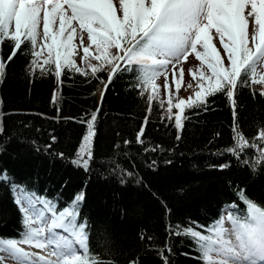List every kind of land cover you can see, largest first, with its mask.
<instances>
[{"label": "trees", "instance_id": "trees-1", "mask_svg": "<svg viewBox=\"0 0 264 264\" xmlns=\"http://www.w3.org/2000/svg\"><path fill=\"white\" fill-rule=\"evenodd\" d=\"M22 41L0 83V238L19 239L24 231L15 202L18 185L53 201L58 211L83 194L78 222L87 225L90 253L102 264H163V255L170 264H201L195 242L170 232L196 222L206 226L198 230L208 235V226L221 216L244 215L238 190L264 207L259 152L246 150L238 158L227 151L234 146L233 115L223 93L208 97L207 110L184 108L177 140L174 119L167 118L156 95L149 112L152 93L148 88L140 95L139 73L118 71L109 83V64L94 74L92 69L81 74L62 67L57 76L53 66L41 72L35 49L24 37ZM10 53L6 40L0 57ZM261 90L253 85L236 92L237 119L249 140L264 125ZM93 114V157L86 171L72 161L78 159ZM141 126L143 145L136 142ZM156 145L160 150L145 151ZM124 169L132 175L122 178ZM142 234L152 239L142 240ZM165 248L171 252L164 253Z\"/></svg>", "mask_w": 264, "mask_h": 264}, {"label": "snow or ice", "instance_id": "snow-or-ice-1", "mask_svg": "<svg viewBox=\"0 0 264 264\" xmlns=\"http://www.w3.org/2000/svg\"><path fill=\"white\" fill-rule=\"evenodd\" d=\"M118 11L121 15L117 14ZM41 22L45 43L40 51L32 52L34 57H40L46 48L48 59L44 64L50 62L54 51L57 76L62 67L86 74L71 58L77 47L73 41L79 29L82 59L87 63L92 56L101 62V66L105 63L112 65L109 83L118 71H135L139 73L137 87L141 89L140 95L151 87L149 112L158 90L155 80L164 75V87L170 92L167 81L171 66L172 80L179 91L184 70H179L180 79H177V65L194 54L201 68L190 70V74L198 81L200 90L194 93V98L180 99L175 105L171 98L168 100V113H172L173 107L180 110L174 116L176 139H181L184 128V108L207 110L208 97L221 92L230 102L233 115L234 146L227 151L239 158L246 150L255 149L259 152L256 164L260 165V171H264V125L253 139L246 138L237 119L236 102L239 88L264 86V71H257L258 65L264 68V0H118V7L114 0H0V47L6 40L11 42V53L6 59L0 57V83L6 67L22 50V37L33 49L36 48ZM57 22L58 29L53 31L52 26ZM213 29L214 33H211ZM85 31L87 45L84 44ZM214 38L219 39L223 56L212 43ZM49 39L51 43H48ZM93 47L94 52H90ZM113 48L115 53L110 51ZM204 65L208 74L201 70ZM89 67L93 74L100 70L97 66ZM259 95L264 97V90ZM167 118L172 119V116ZM95 120L93 114L88 122V133L77 152L78 159L72 161L86 171L93 157L91 143ZM3 131L0 127V133ZM144 132V126H141L136 141L141 145L144 144ZM52 139L55 141L54 136ZM160 148V145L145 147V151L156 152ZM112 170H119L115 161ZM120 175L123 178L132 173L124 169ZM16 192L15 202L20 206L24 231L19 239L0 238V253L4 254L0 255V264H6L8 259L15 264H102L90 253L87 225L78 222L77 209L84 199L83 194L77 195L70 207L58 211L53 201L29 192L23 186H16ZM238 195L246 205L244 215L229 212L227 216H221L213 226H208V235L198 230L206 226L196 222L170 232V235L190 237L198 246L201 264H257L258 260L264 261V207L247 199L243 190H238ZM232 207L237 209L239 205L233 204ZM225 221L231 223V228H225ZM141 239L151 240L152 237L142 234ZM25 246L38 251L27 250ZM163 252L169 253L171 249L165 248ZM163 264H170L167 255H163Z\"/></svg>", "mask_w": 264, "mask_h": 264}, {"label": "rangeland", "instance_id": "rangeland-1", "mask_svg": "<svg viewBox=\"0 0 264 264\" xmlns=\"http://www.w3.org/2000/svg\"><path fill=\"white\" fill-rule=\"evenodd\" d=\"M114 3L118 7V0H114ZM117 14L121 15V13L119 11H118ZM74 24H75V22H74ZM42 28H43V26H42V22H41V25L38 28V32L40 33V35H38V38H37V45H36L35 51H40L41 50V45H43L45 43V41L43 39V36H42ZM52 29H53V31H56L58 29V22H57V24H54L52 26ZM210 32L214 33V29L210 30ZM79 36H80V31L78 29L77 30V37L73 41V43L77 47H76V49H75V51L73 53V56L71 57L74 60L75 66L80 68V69H83L84 71L92 69L91 67H89V65H93V66H97V67L101 66V62L99 60L93 58L92 56H90L88 58L87 63L82 59V57H83V49L79 46V43H80ZM83 37H84V44L87 45L89 43V41H88V38H87L86 31L83 33ZM48 43H51L50 39L48 40ZM212 43L217 47V49L220 50L221 55L223 56L224 53H223V49H222V47H221V45L219 43V39L218 38H214ZM250 46H252V45H250ZM110 51L115 53L116 49L113 48ZM90 52H94V47H93V49H90ZM45 59H48V52H47L46 48L43 50V54L40 57L36 58V65L38 66V68H39V70L41 72H46V70L52 68V66L55 68V52L53 51V55H52L51 60H50V62L48 64H44V60ZM61 63L62 64L64 63L63 60H61ZM120 63H123V62H120ZM227 63L228 62L225 60V64L226 65H227ZM106 65H108V64L105 63L102 66H106ZM181 68L184 71H183V79L181 81L179 91H177L176 85L173 83V80H172L171 66H169L168 81H167L168 84L170 85V89H171L170 92L167 89H165V87H164L165 86V77H164V75H160L155 80V84L158 86V90H157L156 96H158V99L161 102V106H162V109H163L164 113L166 115H168V116L171 115L172 119H174L175 114L179 113L180 110L175 108V107H173L172 108V113H168L167 112V108L169 106L168 105L169 98H171L173 105H175L176 103H178V101L180 99H184V100L187 101L190 96H192L194 98V93L196 91L200 90V89L197 88L198 81L197 80H193L192 76L190 74V70L195 71L197 68H201L200 61H198L195 58V55L194 54L189 55V57H188L186 62H182V63L177 65V79H180L179 70ZM108 69H107V71H109ZM201 70L205 71V73L208 74V70H207L206 65H204ZM257 71L258 72H262V71H264V68H262L261 66L258 65ZM189 84L192 85L191 88L188 87ZM260 87L264 89V86L260 85ZM101 92H102V89H101L100 86H98L97 87V94H98L99 97L101 95ZM149 92L152 93L151 87H149ZM87 133H88V127H87V132H86V134L84 136H86ZM82 143H83V140L81 141V144ZM81 144H80V146H81ZM80 146H79V148H80ZM79 148H78V150H79ZM15 191H16V189H15ZM16 195H17V192H16ZM224 226H225V228H231V223L228 222V221H225V225ZM57 231H60V230H57ZM30 250L31 251L32 250L33 251H38V250H35V249H30ZM0 255H4V254L0 253ZM6 263L15 264V262L13 260H11V259L6 260ZM262 263H264V261L261 262V263H260V261H257V264H262Z\"/></svg>", "mask_w": 264, "mask_h": 264}, {"label": "bare ground", "instance_id": "bare-ground-1", "mask_svg": "<svg viewBox=\"0 0 264 264\" xmlns=\"http://www.w3.org/2000/svg\"><path fill=\"white\" fill-rule=\"evenodd\" d=\"M25 247H26V246H25ZM26 249H27V247H26ZM27 250H30V249H27ZM30 251H31V250H30ZM32 251H33V250H32ZM258 261H260V260H258ZM261 262H263V261H260V263H261ZM262 264H264V263H262Z\"/></svg>", "mask_w": 264, "mask_h": 264}]
</instances>
